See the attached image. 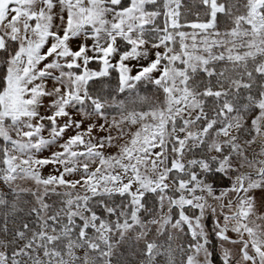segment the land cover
<instances>
[{
	"label": "snow or ice",
	"instance_id": "1",
	"mask_svg": "<svg viewBox=\"0 0 264 264\" xmlns=\"http://www.w3.org/2000/svg\"><path fill=\"white\" fill-rule=\"evenodd\" d=\"M0 264H264V0H0Z\"/></svg>",
	"mask_w": 264,
	"mask_h": 264
}]
</instances>
